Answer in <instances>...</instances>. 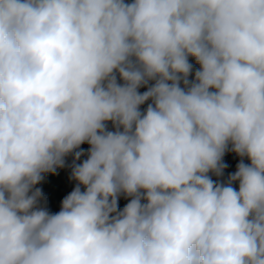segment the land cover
<instances>
[{"label": "clouds", "instance_id": "clouds-1", "mask_svg": "<svg viewBox=\"0 0 264 264\" xmlns=\"http://www.w3.org/2000/svg\"><path fill=\"white\" fill-rule=\"evenodd\" d=\"M0 264H264V0H0Z\"/></svg>", "mask_w": 264, "mask_h": 264}, {"label": "trees", "instance_id": "trees-1", "mask_svg": "<svg viewBox=\"0 0 264 264\" xmlns=\"http://www.w3.org/2000/svg\"><path fill=\"white\" fill-rule=\"evenodd\" d=\"M190 62L194 66L193 75L190 76V79L194 78V71L195 69L199 68V65L196 64L194 59L190 58ZM140 92L146 91V88H141L139 90ZM148 103H151V101L146 102L144 105L141 106V109H146ZM109 130H114L112 127L111 122L108 123ZM89 148V145L83 144L81 145V148L77 151H81L82 155L79 157V159L76 158L75 151L73 153H70L68 156L65 157V163L63 167L56 168L55 172L58 174V184L53 196V207H49L48 211L52 214L58 213L61 208V202L62 200L73 191V189L76 187V181L72 178V169L74 164L82 163L83 160L87 158V150ZM240 162V157H238L234 152L227 151L223 157V163L226 165L224 168V173L220 177H216L215 175H212L213 181H219V182H226L228 179V176L235 172L237 164ZM245 163H248V161L245 159ZM234 187L238 188V183L234 184ZM83 190V189H82ZM128 203V200L121 195L118 199V209H123V207Z\"/></svg>", "mask_w": 264, "mask_h": 264}, {"label": "rangeland", "instance_id": "rangeland-1", "mask_svg": "<svg viewBox=\"0 0 264 264\" xmlns=\"http://www.w3.org/2000/svg\"><path fill=\"white\" fill-rule=\"evenodd\" d=\"M131 2V0H128ZM56 170V169H55ZM59 176L54 172L43 174L42 180L35 186L39 188L42 194L41 204L49 209V207H53V196L58 184Z\"/></svg>", "mask_w": 264, "mask_h": 264}]
</instances>
